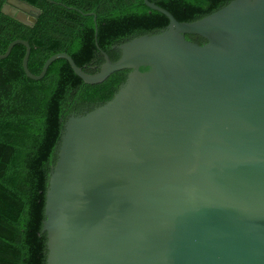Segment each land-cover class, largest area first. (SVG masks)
Returning <instances> with one entry per match:
<instances>
[{
	"label": "water",
	"instance_id": "1",
	"mask_svg": "<svg viewBox=\"0 0 264 264\" xmlns=\"http://www.w3.org/2000/svg\"><path fill=\"white\" fill-rule=\"evenodd\" d=\"M113 46L86 84L128 70L108 101L63 123L45 191V264H264V0H231L193 22ZM32 26L22 0L0 9ZM95 22V16H94ZM95 25V36H96ZM185 35L199 36L197 44ZM147 68L140 71V68Z\"/></svg>",
	"mask_w": 264,
	"mask_h": 264
},
{
	"label": "trees",
	"instance_id": "2",
	"mask_svg": "<svg viewBox=\"0 0 264 264\" xmlns=\"http://www.w3.org/2000/svg\"><path fill=\"white\" fill-rule=\"evenodd\" d=\"M22 1L40 14L28 26L0 11V54L13 40L27 41V67L34 75L60 52L93 74L103 63L100 50L115 61L119 52L113 46L157 33L168 24L163 14L149 9L143 0ZM149 1L179 22H193L231 0ZM4 2L0 0V9ZM185 38L204 43L199 36ZM24 53V46L16 44L0 59V264H45L44 194L63 123L71 114H84L111 99L128 73L117 71L90 85L73 73L66 60L58 59L35 81L24 75Z\"/></svg>",
	"mask_w": 264,
	"mask_h": 264
}]
</instances>
